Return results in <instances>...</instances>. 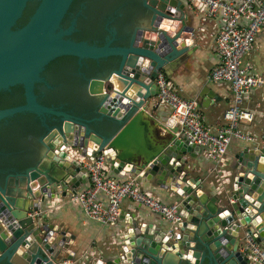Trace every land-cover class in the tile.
Returning a JSON list of instances; mask_svg holds the SVG:
<instances>
[{
    "label": "water",
    "instance_id": "95a60500",
    "mask_svg": "<svg viewBox=\"0 0 264 264\" xmlns=\"http://www.w3.org/2000/svg\"><path fill=\"white\" fill-rule=\"evenodd\" d=\"M36 1L20 27L30 0H0V92L19 86L25 97L24 106L0 111V120L29 114L45 129L36 140L33 166L0 168V264H250L240 251L242 238L253 237L264 249V132L257 144H246L236 155L229 188L212 196L204 181L189 175L186 156L196 159L199 148L180 138L176 128L151 131L157 74L194 48L195 29L183 3L137 0L141 18L123 24L122 37L110 22V36L97 46L72 40L75 20L62 28L75 0ZM61 58L75 59L78 67L84 61L114 62L86 80L91 119L37 102L34 85L44 68ZM49 116L56 126L46 127ZM161 132L153 146L146 142L147 135ZM100 153L114 176H137L173 190L182 218L173 238L132 214L99 255L61 256L69 235L45 223L42 214L56 197H72L85 183L77 159ZM20 186L23 196L15 195Z\"/></svg>",
    "mask_w": 264,
    "mask_h": 264
},
{
    "label": "built area",
    "instance_id": "2783aa9c",
    "mask_svg": "<svg viewBox=\"0 0 264 264\" xmlns=\"http://www.w3.org/2000/svg\"><path fill=\"white\" fill-rule=\"evenodd\" d=\"M187 4L200 6L197 9L203 16L201 23L218 22L215 53L219 63L210 71L208 81L214 85L224 83L230 88L231 103L222 117L224 126L214 131L208 128L199 112L198 101L180 98L162 73L155 79L157 95L151 100V108L157 111L165 107L169 121L177 127V135L199 148L215 170L232 141L257 143L239 127L253 124L257 117L264 118L260 107L246 106L250 95L264 87V78L251 74V67L242 65V59L250 53L257 34L264 28V0H187ZM77 163L86 173L88 185L69 197V204L79 208L89 221L101 226L115 225L120 204L127 200L159 217L169 226L166 236L173 238L175 228L182 222L179 203L166 205L142 191L137 176L126 180L109 177V163L102 153L79 158ZM241 242L240 251L250 264H264V249L253 237L245 235Z\"/></svg>",
    "mask_w": 264,
    "mask_h": 264
},
{
    "label": "crops",
    "instance_id": "0c3cea01",
    "mask_svg": "<svg viewBox=\"0 0 264 264\" xmlns=\"http://www.w3.org/2000/svg\"><path fill=\"white\" fill-rule=\"evenodd\" d=\"M179 1L185 6L190 27L195 29L194 48L165 67L162 74L168 79L180 98L185 100L196 99L198 101L199 112L203 116L205 125L214 131L224 126L223 113L229 107L232 96L227 84L214 85L208 81L210 71L219 63L215 53L218 22L217 20H209L204 24L201 23V17L203 16L197 9L200 6L196 4L189 6L187 0ZM242 65L251 67L250 73L256 77L264 78V28L257 34L250 53L243 57ZM246 106L249 109L258 106L261 113L264 112V87L250 95V102ZM150 115L154 118V123L151 125L152 132L156 133L159 126L177 129L169 121L168 110L165 107L157 111H151ZM239 130L258 143L264 132V118L257 117L253 124L240 125ZM163 135V132L157 135H147L146 142L153 146L157 139L156 136ZM246 144L253 145L236 140L232 141L226 155L215 167V170H213L214 165L204 159L200 152L194 160L186 156L189 161L190 177L204 181L208 187L207 193L222 195L230 186L229 181L237 163L235 157ZM108 176L118 180L133 177L132 175H126L123 178H118L110 171ZM166 181L168 180L166 179ZM138 183L142 191L151 194L161 203L166 205L178 203L179 198L172 189L165 191L140 179ZM87 185V180H85V183L77 191L83 190ZM16 191L15 195L19 193L20 196H23L25 187L20 186ZM48 207L49 210L42 214L45 223L52 224L59 231L69 235L67 249L61 254L62 257L68 255L77 259L81 253L93 252L99 255L104 252L107 247L112 246L113 237L122 228L125 222L124 218H127L128 215L141 216L148 225L153 226V229L162 228L165 232L169 229V226L159 217L127 200L120 204L119 219L113 226H101L89 221L79 208L69 204V198L56 197Z\"/></svg>",
    "mask_w": 264,
    "mask_h": 264
},
{
    "label": "flooded vegetation",
    "instance_id": "af4514ba",
    "mask_svg": "<svg viewBox=\"0 0 264 264\" xmlns=\"http://www.w3.org/2000/svg\"><path fill=\"white\" fill-rule=\"evenodd\" d=\"M36 4V0L27 3L29 16ZM24 12L22 21L26 19V22L29 16L25 18ZM142 14L137 0H75L62 22V28H68L72 20H75L76 32L72 35V40L101 46L110 36L107 24L111 22V27L122 37L123 24L132 26ZM113 63L84 61L82 66L78 67L76 62L64 59L51 62L41 73V82L34 85L37 102L46 108L61 109L74 116L86 115L85 118L91 119L93 105L85 94L86 80L93 74L102 75L113 67ZM24 105L25 97L21 87H12L0 92V111ZM44 120L46 127L56 126L53 117H45ZM43 134L45 129L41 121L29 114L0 120V168L22 170L33 166L39 146L36 140Z\"/></svg>",
    "mask_w": 264,
    "mask_h": 264
},
{
    "label": "trees",
    "instance_id": "16d2710c",
    "mask_svg": "<svg viewBox=\"0 0 264 264\" xmlns=\"http://www.w3.org/2000/svg\"><path fill=\"white\" fill-rule=\"evenodd\" d=\"M25 10H27V9H25ZM25 12H26V13H25ZM25 12H24V13H25V18H26V17L29 16L30 12H28V10L25 11ZM31 14H32V13H31ZM23 16H24V15H22V17H23ZM30 16H31V15H30ZM30 16H29V17H30ZM22 17H21V19H20V20L18 21V23H17L18 26H20V27H22L23 24H25V23L27 22V21L25 22L26 19H24V21H22ZM29 17H28V18H29ZM27 20H28V19H27ZM61 59H64V60H67V61H72V62H75V61H76L75 59H72V58H61Z\"/></svg>",
    "mask_w": 264,
    "mask_h": 264
}]
</instances>
